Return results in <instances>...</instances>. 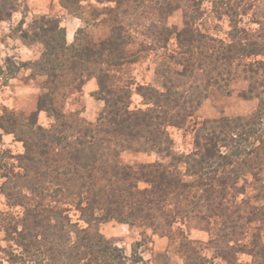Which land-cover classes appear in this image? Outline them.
I'll return each mask as SVG.
<instances>
[{
    "label": "trees",
    "instance_id": "trees-1",
    "mask_svg": "<svg viewBox=\"0 0 264 264\" xmlns=\"http://www.w3.org/2000/svg\"><path fill=\"white\" fill-rule=\"evenodd\" d=\"M12 1H0V22L18 10V1ZM84 1L60 3L80 17ZM96 1L106 4L101 14L112 29L99 43L78 37L69 43L59 17L35 16L28 27L20 20L23 39L44 46L38 61L47 78L29 116L0 109V194L21 209H0V264H148L142 241L127 254L102 233L101 224L112 220L168 236L185 264H264V205L246 195L250 187L264 199V21L255 8L250 20L259 26L242 24L264 0L212 1L213 14L229 19L228 39L203 29V0L183 8V0ZM179 8L184 26L172 28L168 17ZM150 13L160 16V31L155 22H144ZM140 25L144 28L134 27ZM141 37L139 51L132 52L129 46ZM148 52L155 54L158 85H138L147 107L132 108V82L120 83L122 70ZM29 65L12 62L6 80ZM233 77L249 81L243 95L259 100L255 111L204 119L194 127L192 151L177 152L168 128L187 125L210 89ZM92 78L98 82L92 95L104 101L95 122L63 109L66 91ZM41 111L53 119L50 127L39 123ZM4 133L24 142L20 170L9 162L15 155L3 147ZM127 150L160 159L123 164ZM66 194L78 198L85 225L52 204L51 197ZM179 223L188 228L207 223L211 237L196 241ZM207 247L212 256L204 254Z\"/></svg>",
    "mask_w": 264,
    "mask_h": 264
},
{
    "label": "rangeland",
    "instance_id": "rangeland-1",
    "mask_svg": "<svg viewBox=\"0 0 264 264\" xmlns=\"http://www.w3.org/2000/svg\"><path fill=\"white\" fill-rule=\"evenodd\" d=\"M3 1V0H0ZM5 1V0H4ZM17 11L8 21L0 22V109L7 107L14 110L18 114L29 116L36 110L38 98L43 92L42 85L46 80L44 71L39 65V59L42 55L44 46L39 42H32L23 39L20 30V20L22 17L26 23L24 27L31 24L35 16L48 15L59 17L61 24L65 27L69 26L70 33L67 35L68 42L72 43L77 40H85L87 43H99L100 41L109 38L112 34L111 25L106 23L104 15L101 14L102 7L106 6L98 3L96 0H85L82 3V13L80 17L71 15L61 5L60 0H17ZM191 0H183L182 8L190 5ZM213 0H203L202 9H205V15L201 23L203 29H207L217 38L228 39L227 32L230 29L229 19L226 15L218 16L212 12ZM14 4L12 0H10ZM250 2V1H249ZM182 8L174 11L169 17L167 24L172 28H182L184 26V11ZM249 14L243 16L242 24L247 27L256 28L257 23H251L253 10L260 13L261 20L264 21V5L252 7ZM149 19L145 18V23L155 22V30L160 31V16L155 13H150ZM143 22V23H144ZM160 22V23H159ZM67 25V26H66ZM137 29H143L144 26H134ZM82 29L81 31H79ZM142 37L133 42L129 49L132 52H137L140 49V41ZM150 44V43H149ZM171 47L176 46V40L173 38L170 42ZM142 57L136 59L132 63H128L122 70V81L124 84L128 81L132 82V108H145L144 98L139 94L138 85H158L156 81L157 61L155 54L152 52L141 53ZM30 62L29 67H23L15 77L6 80L9 75V69L12 62L15 64H23ZM95 79L96 87L90 88L85 84L71 87L66 91L64 97V111L66 113L80 112L81 116L86 120L95 122L104 108V101L96 99L92 92L98 89V82ZM91 80V79H90ZM6 81V82H4ZM89 81V80H88ZM87 81V82H88ZM221 80L218 85L210 89L208 97L203 101L199 109L195 112L189 123L184 127L168 128V131L173 139V148L179 153H189L194 148V127L207 118H219L222 116H238L249 115L255 111L259 100L256 97L245 98L243 93L249 87V81L243 78H232L229 82ZM86 82V84H87ZM80 82H77L79 84ZM76 84V85H77ZM0 113L2 111L0 110ZM38 121L45 127H50L53 119L48 116L46 111H41ZM4 145L6 149H10L15 155L9 160L11 165L15 166L16 170H20L17 156L24 153V142L19 139L17 134L4 133ZM160 159L156 153H141L130 150L121 153V162L131 166H140L143 163L154 162ZM167 161V159H166ZM251 179V176H249ZM4 181L0 178V183ZM243 182L241 181L240 184ZM141 187L146 186L144 182L140 183ZM250 196L253 204L264 205V199L256 198V191L250 187L246 192ZM244 197V195H241ZM53 205L65 207L73 222L80 225L85 223L80 219L81 210L78 204V198L72 194L61 195L60 197H51ZM0 209L4 213L21 211L20 208H12L8 205L6 197L0 194ZM181 226L188 232V235L202 243L208 242L211 237L209 225L207 223L199 224L192 228H188L186 224H176ZM102 233L125 248L127 254L132 251L133 245L136 242L144 243L140 247V252L148 264H185L184 259L179 255L176 249L175 241L168 236H162L154 233L150 228L142 226H132L119 223L115 220L101 224ZM204 254L212 256L211 247L204 248ZM241 260L250 261L251 256L241 254Z\"/></svg>",
    "mask_w": 264,
    "mask_h": 264
},
{
    "label": "crops",
    "instance_id": "crops-1",
    "mask_svg": "<svg viewBox=\"0 0 264 264\" xmlns=\"http://www.w3.org/2000/svg\"><path fill=\"white\" fill-rule=\"evenodd\" d=\"M66 30H67V35H68L70 33V31H71L70 28H69V26L66 27ZM67 39H68V37H67ZM95 82H96L95 79H91V80H89L87 82V84H85V86H88V87L94 89L96 87V83Z\"/></svg>",
    "mask_w": 264,
    "mask_h": 264
}]
</instances>
